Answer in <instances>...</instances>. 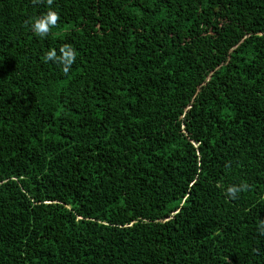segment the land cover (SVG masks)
I'll return each mask as SVG.
<instances>
[{
  "label": "trees",
  "instance_id": "obj_1",
  "mask_svg": "<svg viewBox=\"0 0 264 264\" xmlns=\"http://www.w3.org/2000/svg\"><path fill=\"white\" fill-rule=\"evenodd\" d=\"M262 224L264 0H0V264H264Z\"/></svg>",
  "mask_w": 264,
  "mask_h": 264
},
{
  "label": "clouds",
  "instance_id": "obj_2",
  "mask_svg": "<svg viewBox=\"0 0 264 264\" xmlns=\"http://www.w3.org/2000/svg\"><path fill=\"white\" fill-rule=\"evenodd\" d=\"M51 3V0H49ZM58 20V15L54 11H49L47 15L42 18H36L31 23L32 31L39 37L46 36L52 27H55ZM62 55L57 57L55 50L47 53L45 59L48 61L59 63L63 66V71L67 73L75 61V52L70 46H65L60 49ZM246 185L231 186L227 189V195L235 199L237 194L241 192ZM261 230L264 231V224L261 225Z\"/></svg>",
  "mask_w": 264,
  "mask_h": 264
}]
</instances>
